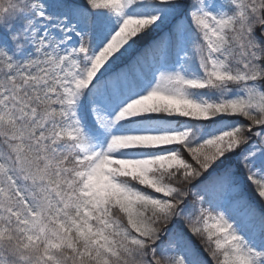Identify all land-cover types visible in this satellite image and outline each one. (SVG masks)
<instances>
[{
    "label": "snow or ice",
    "instance_id": "snow-or-ice-1",
    "mask_svg": "<svg viewBox=\"0 0 264 264\" xmlns=\"http://www.w3.org/2000/svg\"><path fill=\"white\" fill-rule=\"evenodd\" d=\"M0 264H264V0H0Z\"/></svg>",
    "mask_w": 264,
    "mask_h": 264
},
{
    "label": "trees",
    "instance_id": "trees-1",
    "mask_svg": "<svg viewBox=\"0 0 264 264\" xmlns=\"http://www.w3.org/2000/svg\"><path fill=\"white\" fill-rule=\"evenodd\" d=\"M248 194H249V197L250 199H252L253 203H255L257 205V207H262L259 203V200L258 198L256 197V194L253 190V187L251 185H248Z\"/></svg>",
    "mask_w": 264,
    "mask_h": 264
},
{
    "label": "rangeland",
    "instance_id": "rangeland-1",
    "mask_svg": "<svg viewBox=\"0 0 264 264\" xmlns=\"http://www.w3.org/2000/svg\"><path fill=\"white\" fill-rule=\"evenodd\" d=\"M246 191L248 192V185L246 186Z\"/></svg>",
    "mask_w": 264,
    "mask_h": 264
}]
</instances>
